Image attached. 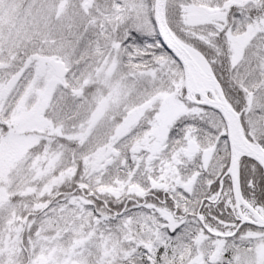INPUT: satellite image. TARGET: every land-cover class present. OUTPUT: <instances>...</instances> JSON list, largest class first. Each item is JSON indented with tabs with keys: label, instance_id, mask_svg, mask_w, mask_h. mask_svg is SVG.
Returning a JSON list of instances; mask_svg holds the SVG:
<instances>
[{
	"label": "snow or ice",
	"instance_id": "snow-or-ice-1",
	"mask_svg": "<svg viewBox=\"0 0 264 264\" xmlns=\"http://www.w3.org/2000/svg\"><path fill=\"white\" fill-rule=\"evenodd\" d=\"M0 264H264V0H0Z\"/></svg>",
	"mask_w": 264,
	"mask_h": 264
}]
</instances>
